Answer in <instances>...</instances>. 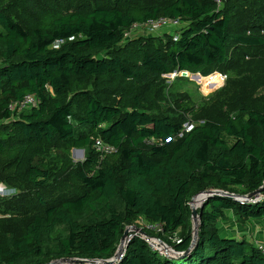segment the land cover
I'll return each instance as SVG.
<instances>
[{
    "label": "trees",
    "instance_id": "1",
    "mask_svg": "<svg viewBox=\"0 0 264 264\" xmlns=\"http://www.w3.org/2000/svg\"><path fill=\"white\" fill-rule=\"evenodd\" d=\"M23 3L34 15L28 26L0 4V157L25 192L23 204H7L17 216L2 221L0 264L111 259L141 220L159 223V233L142 229L179 256L131 233L111 264H264L257 242L219 224L264 219V199L205 197L194 243L190 207L204 191L242 196L264 186V98L225 104L233 111L218 109L177 137L189 120L159 112V89L155 102L146 94L166 74L208 76L242 50L264 48V0ZM162 16L181 21L176 39L123 43L134 24ZM27 94L35 107L10 110ZM96 139L116 151L101 157ZM74 148L82 160L71 158Z\"/></svg>",
    "mask_w": 264,
    "mask_h": 264
},
{
    "label": "rangeland",
    "instance_id": "2",
    "mask_svg": "<svg viewBox=\"0 0 264 264\" xmlns=\"http://www.w3.org/2000/svg\"><path fill=\"white\" fill-rule=\"evenodd\" d=\"M74 1L64 0L63 5ZM110 1L113 2V0ZM137 1L146 0H121L123 4L124 2L134 4ZM0 4L2 6L9 5L8 12L24 26L34 22L33 13L25 9L23 0H0ZM177 31L178 29H163L157 32H147L143 28L128 29V35L123 43L140 37H160L163 42H166L174 37ZM185 72L186 74H183V71L166 74L163 76V80L146 90L147 99L154 100V102V93L157 89L160 90V99L156 100L159 112L172 113L180 116L184 121L191 120L193 123H202L206 115L215 113L218 109H220L219 111L232 112L233 110L231 111V108L225 104H233L239 98V100L246 98L248 106H259L264 98V48L242 50L241 58L235 64L229 62L225 69L217 68L208 76H203L200 72ZM83 157L84 151L71 150V158L74 161L82 160ZM6 160L7 157H0V203L6 200V205L0 206V231L7 229L2 222L4 219L17 216V211L7 208V204L18 201L16 205L20 206L24 203L25 198L24 186L14 175L13 168L5 164ZM196 201L193 202V205L199 207V203ZM227 221L219 223L224 231L230 229L227 225L231 221L235 230L243 229L244 232H251L253 235L256 232L259 234L264 232V219L244 224L232 216V219ZM140 223L143 225L147 222L141 220ZM10 229L14 233L20 231L19 226ZM258 237L260 238L261 235ZM260 239L264 240V235ZM247 240L253 242L254 239L248 237ZM261 242L264 243V241ZM165 253L167 252L165 251Z\"/></svg>",
    "mask_w": 264,
    "mask_h": 264
},
{
    "label": "built area",
    "instance_id": "3",
    "mask_svg": "<svg viewBox=\"0 0 264 264\" xmlns=\"http://www.w3.org/2000/svg\"><path fill=\"white\" fill-rule=\"evenodd\" d=\"M217 1H218V3L220 2V0H217ZM180 26H182V24H181V21L179 19H177V18L173 19V18H168V17L162 16V17H158L155 19H153V18L147 19L144 23H141V24L136 23L129 29L143 28V30H145L147 32H157V31H160L163 29H179ZM127 31L128 30H126L124 32V37H126L128 35ZM177 37H178V33H176L174 35V39H176ZM37 104H38V99L35 97V95L27 94L24 96V98L20 102L12 103L9 106V108H10V110H12L14 112L15 111L20 112V111H24L26 109H29L31 107H35ZM193 125H194V123L191 120L185 122L183 124L182 129L177 134V137H181L184 132L190 131L192 129ZM173 139H174V137H168L167 139H164V140L152 139L150 141V143L165 144V143L172 141ZM94 147L100 153L101 157H103L106 154H109V153L116 151L114 147L103 143L100 139H96ZM261 199H264V193H258L257 195L253 196L252 198L240 199V200L259 201ZM142 228H145L146 230L155 231L156 233H159L162 231V226L159 223H149L148 222L146 224H143ZM141 237L144 239V241L148 244V246L152 250L159 251V252L164 251L166 246L158 238L151 237L148 235H141ZM257 246L259 249L264 251V243L257 241Z\"/></svg>",
    "mask_w": 264,
    "mask_h": 264
},
{
    "label": "water",
    "instance_id": "4",
    "mask_svg": "<svg viewBox=\"0 0 264 264\" xmlns=\"http://www.w3.org/2000/svg\"><path fill=\"white\" fill-rule=\"evenodd\" d=\"M183 74H186L185 71H183ZM198 77H200L198 75ZM75 151H83V149H72ZM262 190H264V186H262L261 188L257 189L256 191H253L247 195H234V194H226L225 192L222 191H204L199 193L198 195H196L195 197H199L200 198V203H199V207L201 208V204L204 200L205 197L212 195V194H221V195H229L232 198H236V199H249L252 198L253 196L257 195L258 193H260ZM194 197V198H195ZM194 198H192L191 203H190V207H191V215H192V221H193V228H194V235H193V242H195L196 237H197V222H198V218L199 215L197 213V209L199 208L198 205L194 206L193 205V200ZM198 207V208H197ZM131 233L134 234H141V235H146V233L144 232L143 229H141L140 227L137 226H127L124 229L123 235L120 239L119 245L116 249V252L114 254V256L111 259H106V260H87V259H77V258H62V259H58V260H54L52 262H50L49 264H70V263H80V264H86V263H97V264H111L113 262H115L116 260H118L119 258H121L123 256V253L125 251V248L127 246L128 243V239L131 237ZM165 251H171L170 249L165 248ZM172 257H178L179 255L173 251L170 252Z\"/></svg>",
    "mask_w": 264,
    "mask_h": 264
},
{
    "label": "crops",
    "instance_id": "5",
    "mask_svg": "<svg viewBox=\"0 0 264 264\" xmlns=\"http://www.w3.org/2000/svg\"><path fill=\"white\" fill-rule=\"evenodd\" d=\"M251 222H255V220H252ZM231 223H233V222H231L230 221V224H228L227 225V227H229L230 229L229 230H222L223 231V233H225V234H227V235H229V236H234V237H237V238H239V237H245L246 239L248 238V237H250L251 239H254L253 241L254 242H257V241H264V240H261L260 238L262 237V235H264V234H262V233H264V232H261L260 234L259 233H257L256 232V234L255 235H253V234H251V232L250 233H247V232H244L243 231V229H238V230H235L234 229V227H233V225H231ZM250 222H248L247 224H249ZM261 235V237L259 238L258 236H260Z\"/></svg>",
    "mask_w": 264,
    "mask_h": 264
},
{
    "label": "bare ground",
    "instance_id": "6",
    "mask_svg": "<svg viewBox=\"0 0 264 264\" xmlns=\"http://www.w3.org/2000/svg\"><path fill=\"white\" fill-rule=\"evenodd\" d=\"M199 200H200V199H198L196 202L199 203Z\"/></svg>",
    "mask_w": 264,
    "mask_h": 264
}]
</instances>
